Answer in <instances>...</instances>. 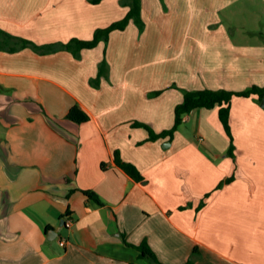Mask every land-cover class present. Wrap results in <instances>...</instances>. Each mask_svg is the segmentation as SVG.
<instances>
[{"label":"crops","instance_id":"0c3cea01","mask_svg":"<svg viewBox=\"0 0 264 264\" xmlns=\"http://www.w3.org/2000/svg\"><path fill=\"white\" fill-rule=\"evenodd\" d=\"M125 1L0 0L13 37L0 36V264H149L143 243L162 264H264L262 101L233 97V156L218 107L193 110L172 140L135 125L171 129L183 89L264 85V45L218 15L258 0H142L141 31L130 21L77 55L18 47L91 40ZM74 106L89 119L67 118Z\"/></svg>","mask_w":264,"mask_h":264},{"label":"trees","instance_id":"16d2710c","mask_svg":"<svg viewBox=\"0 0 264 264\" xmlns=\"http://www.w3.org/2000/svg\"><path fill=\"white\" fill-rule=\"evenodd\" d=\"M93 4H98L102 0H90ZM140 0H132V3L129 2L130 5L129 12L127 15L120 21L115 22L113 24L108 25L105 28L97 29L94 33V37L91 40L88 41H81V40H70L68 43L65 44H49L45 46H36L32 44L31 41L28 40H21V46H18L19 48L30 46L32 50L37 52H55L57 50H69L72 52V54L77 55L79 51L83 48H94L97 43L100 41L107 42L108 40V34L110 31L114 30H122L124 29V26L126 23L129 22L130 19L137 22L140 27H142L143 22L140 18ZM3 35V37L6 38H13L10 35H7L0 31V36ZM20 42V39H18ZM12 51H14L12 49ZM106 61L103 60L102 63L99 65V69L106 65ZM101 78V74H98V77L96 79L97 83H99V80ZM183 101L175 107V122L171 129L162 130L159 133H155L151 128H149L148 125L144 123H136L135 125L145 128L149 133V141H154L159 138L167 137L170 138V140L173 139L174 132L177 130L178 126L181 125L188 114H190L193 110L198 108H209L212 109L214 107H218V115L219 118L223 124V128L225 132L227 133L229 139H230V146L228 148V154L230 156H233V150H234V142H233V136L231 134L230 129V106L231 101L233 97H250L252 95L257 96V101L261 102L264 98V85H253L252 87H248L245 90L238 91V92H230L229 90L224 89H218V90H209V89H202L197 91H189L183 89ZM160 91L155 92L154 95H158ZM67 118L70 120L80 123L85 122L89 119V116L87 113L79 110L77 106L72 107L69 109L67 113ZM115 164L128 173L130 177L137 181H143V176L141 173L137 170V168L131 164H128L127 162H123L118 153L115 154ZM104 166V165H103ZM71 192V191H70ZM82 192L88 197V199L92 200L98 205L102 204V201L100 200L99 196L95 194L94 192L88 191V190H82ZM68 214V212H67ZM64 217V216H63ZM138 249L140 251L141 256H146L150 260L149 264H162L155 256V254L146 246V244H141L138 246ZM196 253V250H193V255ZM194 259H190L188 263L186 264H192Z\"/></svg>","mask_w":264,"mask_h":264},{"label":"rangeland","instance_id":"374dc122","mask_svg":"<svg viewBox=\"0 0 264 264\" xmlns=\"http://www.w3.org/2000/svg\"><path fill=\"white\" fill-rule=\"evenodd\" d=\"M140 1L139 9L141 10L142 0ZM129 2L132 3V0H128L123 3L126 4ZM250 2L251 1H248V3ZM248 3H239L233 5L232 7H227L218 11V15L226 23L227 26L225 28L229 29L231 35H234L235 37L239 36L242 39L241 42L249 39L252 44L264 45V2L262 3V0H258L255 3V8L252 12L250 9H246V6L250 5ZM126 5H128L130 9L131 4ZM229 19H231V23L229 22ZM134 20L130 19L129 22L132 21L139 31H141L142 27H140V25L135 22L136 20ZM129 22L126 23L125 26L129 24ZM183 129L185 133H192L188 126ZM1 131H4V129L2 128Z\"/></svg>","mask_w":264,"mask_h":264},{"label":"built area","instance_id":"2783aa9c","mask_svg":"<svg viewBox=\"0 0 264 264\" xmlns=\"http://www.w3.org/2000/svg\"><path fill=\"white\" fill-rule=\"evenodd\" d=\"M73 223V219L72 218H69L68 216H66L65 220H64V225L65 227H70ZM58 245L60 247H65L66 245V239L65 238H62L60 240H58Z\"/></svg>","mask_w":264,"mask_h":264},{"label":"water","instance_id":"95a60500","mask_svg":"<svg viewBox=\"0 0 264 264\" xmlns=\"http://www.w3.org/2000/svg\"><path fill=\"white\" fill-rule=\"evenodd\" d=\"M262 106H264V99L262 100ZM62 227H64V222H63V221L60 222V228H59L58 230H53V231H50L49 233H52V234H54V236H57L59 230H60ZM48 237H49V236H48ZM49 239H50V237H49Z\"/></svg>","mask_w":264,"mask_h":264}]
</instances>
